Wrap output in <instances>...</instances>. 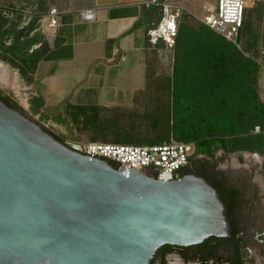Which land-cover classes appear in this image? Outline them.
Returning <instances> with one entry per match:
<instances>
[{"label":"water","instance_id":"obj_1","mask_svg":"<svg viewBox=\"0 0 264 264\" xmlns=\"http://www.w3.org/2000/svg\"><path fill=\"white\" fill-rule=\"evenodd\" d=\"M212 237L231 226L204 178L118 171L0 99V264H151Z\"/></svg>","mask_w":264,"mask_h":264},{"label":"trees","instance_id":"obj_2","mask_svg":"<svg viewBox=\"0 0 264 264\" xmlns=\"http://www.w3.org/2000/svg\"><path fill=\"white\" fill-rule=\"evenodd\" d=\"M7 7L15 9L13 5ZM50 9L42 4L40 9L37 7V15H44ZM147 11L144 21L136 27H145L146 50L151 57L146 64V87L135 94L133 105L112 109L89 107L68 113L74 122L93 131L95 141L90 142H97L102 135L107 143L113 144L153 145L171 141L193 144L189 169L191 163L195 169L190 173L204 178L218 190L230 225L234 226L232 216L240 190L229 185L224 173L218 170L215 154L219 150L226 155L248 152L264 158L262 133H255L256 127L264 132V100L260 95V73L264 67L261 5L255 6L243 23L238 39L240 48L183 11L177 21L175 45L165 50L171 64L167 76L158 75L159 50L152 49L147 36L160 23L162 14L159 10ZM21 22L20 17L0 18V48L7 37L14 36L8 50L20 61L21 71L28 79L42 58V52L30 53V50L42 43V38L39 34L31 36L37 20L19 30ZM0 99L25 115L8 95L0 94ZM137 103L143 108L141 116H134ZM55 120L61 122V117ZM43 129L58 141H64L52 130ZM198 156L201 158H194ZM232 233L236 235L235 231Z\"/></svg>","mask_w":264,"mask_h":264},{"label":"crops","instance_id":"obj_3","mask_svg":"<svg viewBox=\"0 0 264 264\" xmlns=\"http://www.w3.org/2000/svg\"><path fill=\"white\" fill-rule=\"evenodd\" d=\"M149 1L58 0L59 26L35 33L40 39L43 35L45 43L30 50L42 52L36 71L21 80L18 72L11 73L0 63V91L13 74V90L25 113L48 123L47 127H54L50 123L55 118L72 110L130 106L135 94L146 87V67L140 57L146 31L136 26L144 21ZM86 9L97 11L95 21L81 19L80 12ZM260 95L264 97L261 84Z\"/></svg>","mask_w":264,"mask_h":264},{"label":"built area","instance_id":"obj_4","mask_svg":"<svg viewBox=\"0 0 264 264\" xmlns=\"http://www.w3.org/2000/svg\"><path fill=\"white\" fill-rule=\"evenodd\" d=\"M261 5L262 20L264 21V0H216V7L208 9V13L200 19L209 29L225 38L228 42L240 48L238 39L240 30L246 18L252 15V9ZM147 9H157L162 14L160 23L148 31V40L152 47L159 50H169L175 45L178 28L177 21L185 9L165 0H150L146 3ZM60 11L52 7L46 14L38 16L32 9H12L0 6V18L12 20L17 17L22 19L19 30H23L37 20V29L31 33L45 32L59 26ZM80 17L85 22H93L97 19L95 9H86L80 12ZM14 38L7 37L4 46L9 48ZM35 49V47H34ZM264 100V97H263ZM255 133L264 132L260 127L255 128ZM83 154L91 158H97L114 163L118 171L135 168L146 173L149 177L162 182L180 180L190 174L189 158L193 154L194 145L183 142L171 141L153 145H124L103 142L76 143Z\"/></svg>","mask_w":264,"mask_h":264},{"label":"rangeland","instance_id":"obj_5","mask_svg":"<svg viewBox=\"0 0 264 264\" xmlns=\"http://www.w3.org/2000/svg\"><path fill=\"white\" fill-rule=\"evenodd\" d=\"M35 2V5H32V2ZM58 0H0V6H15V8L19 7L21 9H32L33 13L37 15V7L40 9L42 7V4H45V9H48L49 7L56 8ZM165 2L183 7L185 9V12L192 15L195 19L200 21L207 13L208 9L215 8L216 7V0H165ZM42 3V4H41ZM65 8V7H62ZM201 22V21H200ZM40 33V32H38ZM146 34V33H145ZM42 38L44 36L42 35ZM43 41V40H42ZM146 35H145V42H144V54L141 52V59L145 64L148 62L149 55L147 48V42H146ZM9 48H6L5 46L0 48V63H3L8 69H10L11 73L18 72L20 75L19 77L22 79H26L27 77H24L22 71H21V63L18 59H16L8 50ZM153 49V47H152ZM157 49V48H155ZM154 50V49H153ZM152 50V51H153ZM159 50V49H158ZM151 52V51H150ZM159 62L157 64V73L160 76H167L171 73V64L170 60L167 56V53L164 50H159ZM143 65L141 69V73H143ZM7 80L5 81V85L2 87V92L5 91L6 95H8L13 101L15 100L18 105L22 108L19 101L17 100L16 93L13 90V83H14V77L13 74H9L7 76ZM27 83V81H25ZM260 84L262 88V92H264V67L261 70L260 73ZM26 91H23L22 93H25ZM138 104V106H137ZM134 105L136 108L134 116H141L143 112V108L140 106V103H137ZM133 103L130 104L132 106ZM22 110L25 113V110L22 108ZM25 116L32 120L33 122L37 123L40 127L45 129L52 130L56 135L61 137L64 141L68 143L72 142H90L95 141V136L93 135V131L81 124H77L74 122L71 118L70 113H64V117L61 118V122L52 121L50 124H54V127L52 125L48 126V123H42L35 118H33L31 115H29L27 112L25 113ZM84 118V117H82ZM53 120V119H52ZM46 125V126H45ZM97 142H103L107 143L103 136L100 135ZM148 144V143H147ZM133 145H143V144H133ZM195 159H200L201 157H194ZM215 158L217 160V166L218 170L223 172L224 174H235L239 178V181H243V183H247L249 187L253 189V191L261 192V196L264 199V158L257 154H252L248 152H242V153H236L231 155H226L223 153V151L219 150L215 154ZM211 162L215 163L214 160H210ZM190 171L191 169H195V166L193 163L190 164ZM192 174V173H190ZM241 175V176H239Z\"/></svg>","mask_w":264,"mask_h":264},{"label":"flooded vegetation","instance_id":"obj_6","mask_svg":"<svg viewBox=\"0 0 264 264\" xmlns=\"http://www.w3.org/2000/svg\"><path fill=\"white\" fill-rule=\"evenodd\" d=\"M0 94L5 95L1 91ZM224 176L229 185L240 190L234 204L231 237H212L188 247L165 245L151 264H264V199L261 192L253 191L235 174Z\"/></svg>","mask_w":264,"mask_h":264}]
</instances>
